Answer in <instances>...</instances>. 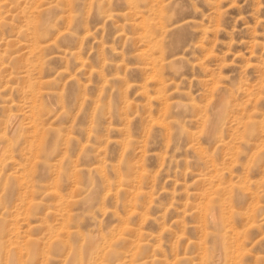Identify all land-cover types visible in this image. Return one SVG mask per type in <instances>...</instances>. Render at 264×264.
I'll use <instances>...</instances> for the list:
<instances>
[{
    "label": "rangeland",
    "instance_id": "1",
    "mask_svg": "<svg viewBox=\"0 0 264 264\" xmlns=\"http://www.w3.org/2000/svg\"><path fill=\"white\" fill-rule=\"evenodd\" d=\"M0 264H264V0H0Z\"/></svg>",
    "mask_w": 264,
    "mask_h": 264
}]
</instances>
